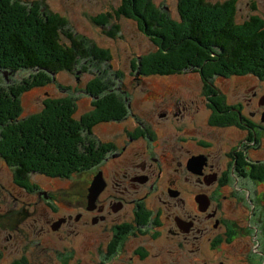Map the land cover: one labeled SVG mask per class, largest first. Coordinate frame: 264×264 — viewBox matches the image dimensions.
<instances>
[{
  "label": "flooded vegetation",
  "instance_id": "obj_1",
  "mask_svg": "<svg viewBox=\"0 0 264 264\" xmlns=\"http://www.w3.org/2000/svg\"><path fill=\"white\" fill-rule=\"evenodd\" d=\"M241 80L238 85L242 84L243 89L237 91L238 85L230 87L235 93H225L214 84L218 93L212 91L205 99L193 97L198 104L192 112L181 106L184 100L177 98L173 100L172 110L164 108L155 114L151 109V113L139 115V119L146 121L141 125L127 122L134 121L139 114L134 111L114 123L121 124L122 128L113 140L102 141L110 144L108 154L92 169L88 179L86 210H72L59 220L62 226L76 222L82 223L83 230L98 231L92 228H97L101 221L109 223V216L122 214L124 210L134 212L133 219L120 220L124 216L117 215L120 219L111 220L112 225L106 227L110 233L104 235L108 241L100 250L101 255L107 257L111 253V258L122 252L130 255V246L134 245L130 260L137 257L142 262L154 258L157 255L153 254L150 243L163 238L161 232L154 236H147L148 233L135 236L133 231L141 225L139 212L142 210V215L153 211L150 203L156 198L152 193L161 189L182 205L183 213L173 219L178 231L171 229L170 217L168 224L166 219L164 223L160 220L161 230L167 229L174 236L183 234V239L196 232L193 245L198 251L209 246L216 252L227 245L221 252L222 258L230 259L226 253L232 252L243 261L237 264H264V80L252 76ZM152 96L155 99L150 100L151 104L157 98L155 93ZM164 164L169 167L164 168ZM98 173L103 175L105 187L93 209H88L89 188ZM0 186L12 196L5 185L0 183ZM18 189L26 190L22 186ZM39 190L41 198L48 196L47 190ZM133 195L140 197L129 200ZM4 200L5 204L0 207V264H6V259L13 257L10 245L13 229L21 240L27 238L26 226L22 223L24 212L18 211L14 218L6 196ZM188 206L195 207L191 219H187ZM155 213L159 215L158 211ZM151 225L147 222L141 226L148 229ZM22 248L25 255L24 243ZM21 260L29 263L27 258Z\"/></svg>",
  "mask_w": 264,
  "mask_h": 264
},
{
  "label": "trees",
  "instance_id": "obj_2",
  "mask_svg": "<svg viewBox=\"0 0 264 264\" xmlns=\"http://www.w3.org/2000/svg\"><path fill=\"white\" fill-rule=\"evenodd\" d=\"M237 4L178 0L176 20L153 0H121L93 22L113 39L120 32L116 20L121 18L135 20L138 28L151 34L158 50L136 59L148 67L146 75L171 76L195 67L203 77L264 80V21L252 15L238 23ZM108 24L110 29H104ZM112 57L110 50L77 35L66 17L42 1L0 0V71H28L30 77L15 92L0 89V158L20 184L36 185L30 183L31 174L70 179L103 162L110 144L94 136L95 127L121 122L131 109L122 94L112 92L111 81L91 79L86 84V93L97 101L79 118L77 97L47 99L38 115L25 117L21 98L56 82L60 73L75 74L81 64L108 62L111 70Z\"/></svg>",
  "mask_w": 264,
  "mask_h": 264
},
{
  "label": "rangeland",
  "instance_id": "obj_3",
  "mask_svg": "<svg viewBox=\"0 0 264 264\" xmlns=\"http://www.w3.org/2000/svg\"><path fill=\"white\" fill-rule=\"evenodd\" d=\"M21 1L29 3L32 0ZM33 1H42L48 9L66 17L73 31L80 37L85 36L97 46L110 50L113 56L111 60L113 68L110 70L108 62L94 63L92 66L81 64L75 74L60 73L56 82L46 87L35 88L22 96V114L24 117L38 115L44 108L47 99L62 96H73L74 99L77 97V118L89 113L92 110L94 98L86 93L85 86L91 79L103 84L108 80L111 81L114 88L112 92L122 94L125 104L128 108H131L128 114H133V111L135 114L139 113L134 121H127L136 125H141L142 122L146 123L144 118L139 119L138 116L147 114V111L150 113L153 111L157 114L161 113L157 111L164 108L172 110L175 103L173 100L177 98L181 101L184 100V105L181 106H186L188 112H192L198 104L196 100L194 102L193 97L198 96L199 99H205V97H209L212 91L218 93L214 84L225 93H235L236 90H230V87L243 82L240 77H231L226 80L216 76L213 78L204 75L203 77L195 67H188L184 71L186 73L182 72L171 76L146 75L145 72L149 71L148 67L140 64V59H136L158 50L151 34H145L141 28H138V23L135 20L121 18L116 20V23L121 27L120 32L117 34V38L113 39L106 36L99 28L101 26L93 22V18L96 16L111 12L112 8H117L121 4V0ZM208 1L223 2L225 0ZM153 2L160 6L161 11L168 12L171 18L179 19L178 0H153ZM237 3L238 23H244L252 15H258L264 21V0H237ZM104 29H110L109 24ZM32 73L35 72L32 71ZM24 78H26L25 80L30 78L28 71H20L16 74L0 71V89L9 92L13 88L15 92L17 90L15 87L21 85ZM60 85L65 89H61ZM243 88V85L239 84L237 91ZM154 93L157 98L151 104L150 100L155 99L152 96ZM172 96H174L173 99ZM215 98H218V95ZM98 99L100 98L98 97ZM67 100L73 101L72 98H67ZM95 101L97 100L95 99ZM204 104H207V101ZM161 122H165V120L161 118ZM62 123L63 119L60 121V124ZM121 128V124H101L95 127L94 136L103 142L110 141L116 138L118 130ZM2 161V158H0V183L10 190L12 196L0 186V207L5 204L4 197L6 196L7 202H10L12 206L13 216L17 215L19 210L24 212L22 223H25L27 235V238L21 240L19 233L13 229L14 238L13 242L10 243L13 248V257L7 258L6 264H14V262H20L19 264H127L130 261H132V264H213L212 260L222 261L224 264L243 263L239 256L234 255L232 252L226 253V256H229L230 259L221 257V252L228 247L227 245L218 248L216 252H212L209 246L202 247L201 250L199 249L200 253L193 245L196 243L193 236L198 235L196 232L191 237L187 235L188 239H183V234L174 236L167 229L161 230V221L164 223L166 219V224H168L167 218L170 217L172 218V222L171 219L169 221L171 222V229L178 231L173 219L178 215L183 216L182 205L169 197L167 192L162 193L161 189L154 190L152 193V195H155L153 198H156L155 201L150 203V208L153 211H147L145 214L140 215L141 210L138 214L140 224H146L147 222L150 224L151 222V227L147 229L140 225L133 231L135 236H140L142 233H148L147 236H154L161 232L163 238L150 243V246L153 245L154 247L153 254L157 256L145 259L142 262L137 261V257L130 260L129 257L134 256L132 252L134 245L130 244V255L122 252L120 256L117 254L118 257L111 258L112 254L108 253L107 257H104V255H101L100 250L108 241L104 238V235L109 231V228L106 227L112 225L111 220L120 219L122 215L124 217L120 220L133 219L134 212H124V210L122 214H117L120 217H117L116 214L109 216V223L101 221L97 228H92L97 229L100 233L98 231L83 230L82 223L73 222L71 224L70 222L62 226L63 222L59 221L64 216L67 217L74 209L86 210L85 194L92 170L73 175L70 179H51L43 175L31 174L30 183L36 185L30 188L15 180L13 170L10 167L8 169ZM163 167L167 169L169 166L164 164ZM15 184L26 190L18 189ZM158 185L159 183L156 186ZM39 189L47 190L48 196L41 198ZM50 196H53V199ZM139 197V195H133L128 199L132 200ZM129 206L128 208L131 209ZM192 209H195V207H187V219H191L193 216ZM156 211L159 212L158 216H156ZM23 243L27 246L26 256L23 254L25 249L22 248ZM22 258H27L29 263L22 261ZM220 263L218 262V264Z\"/></svg>",
  "mask_w": 264,
  "mask_h": 264
},
{
  "label": "water",
  "instance_id": "obj_4",
  "mask_svg": "<svg viewBox=\"0 0 264 264\" xmlns=\"http://www.w3.org/2000/svg\"><path fill=\"white\" fill-rule=\"evenodd\" d=\"M105 187V180L101 173H98L89 188V195H88V209H93V206L96 203L100 193L103 191Z\"/></svg>",
  "mask_w": 264,
  "mask_h": 264
}]
</instances>
